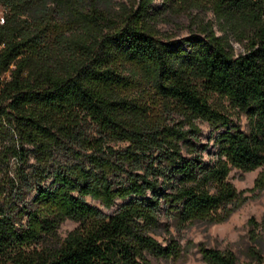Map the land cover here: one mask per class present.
I'll list each match as a JSON object with an SVG mask.
<instances>
[{"label": "trees", "instance_id": "trees-1", "mask_svg": "<svg viewBox=\"0 0 264 264\" xmlns=\"http://www.w3.org/2000/svg\"><path fill=\"white\" fill-rule=\"evenodd\" d=\"M200 1L222 33L198 19L160 35L166 10ZM161 2L116 20L98 0H0V127L13 139L0 159L16 161L0 169V264H166L192 246L205 264H240L178 233L248 198L232 167L262 166L251 189L264 191V0ZM246 29L236 53L229 32ZM65 218L76 225L60 235ZM247 225V256L264 264V212Z\"/></svg>", "mask_w": 264, "mask_h": 264}, {"label": "rangeland", "instance_id": "rangeland-1", "mask_svg": "<svg viewBox=\"0 0 264 264\" xmlns=\"http://www.w3.org/2000/svg\"><path fill=\"white\" fill-rule=\"evenodd\" d=\"M138 0H98L99 8L105 11V13L113 17L116 20H120L122 16L120 13L122 7H133L136 5ZM193 2L182 4L177 10H166L164 12L163 20H158L156 23V28L158 29L160 35L172 38H181L188 34V30L194 28L193 20L197 21L201 19L203 21H209L214 30L217 33H222L220 30V23L217 16H215L211 6L205 1H200L197 6L192 4ZM162 4L161 0H152V5L154 7H160ZM50 5H52L50 3ZM0 13H2V7L0 6ZM251 30L246 29L244 31L236 32L230 31L229 38L234 51L236 53L243 52L249 42V34ZM3 78H7L8 74H2ZM202 130V139L204 140L209 132V125L202 120L196 121ZM240 123L244 126V117L241 116ZM85 127L88 130H93V124L88 120L84 122ZM13 139L9 133H4L0 127V149L5 150L7 145L12 143ZM64 156L59 154L56 155V159L62 160ZM0 169H4L6 163L8 162L10 171L13 172L15 168V163L13 159L6 160V157H1L0 159ZM32 161V158L29 162ZM1 171V170H0ZM262 171V166H258L253 169H248V171H242L235 167H232L228 174V178L232 184L236 186L238 190H244V195L248 196L243 203H241L228 218L215 223H208L205 221H191L188 222L178 233L180 244L185 246L189 241L193 242H205L208 245L216 247H229L234 252H236L238 257V263L240 264H253L247 256V245L249 240L247 237V219L250 215L254 216L256 219H260L262 213L264 212V191H258L251 189L253 187L254 179ZM31 195L27 198H30ZM86 199L92 205H98L107 212L110 209L104 208L99 205L97 200H92L90 197ZM76 225L75 221L69 218H65L58 228L60 235L73 228ZM166 264H205L200 257L195 246L190 247L187 255L183 257L167 260Z\"/></svg>", "mask_w": 264, "mask_h": 264}, {"label": "built area", "instance_id": "built-area-1", "mask_svg": "<svg viewBox=\"0 0 264 264\" xmlns=\"http://www.w3.org/2000/svg\"><path fill=\"white\" fill-rule=\"evenodd\" d=\"M2 21V15H1V13H0V22ZM8 72L9 71H6L5 73H7L8 74Z\"/></svg>", "mask_w": 264, "mask_h": 264}]
</instances>
